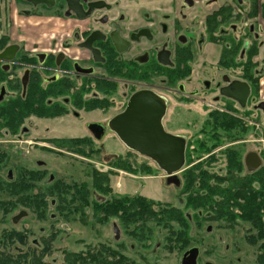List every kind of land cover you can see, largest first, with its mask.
I'll list each match as a JSON object with an SVG mask.
<instances>
[{"label":"flooded vegetation","instance_id":"flooded-vegetation-1","mask_svg":"<svg viewBox=\"0 0 264 264\" xmlns=\"http://www.w3.org/2000/svg\"><path fill=\"white\" fill-rule=\"evenodd\" d=\"M262 21L264 0H0V111L16 113L0 117V142L28 134V120L63 121L55 139L103 155L105 138L121 142L112 123L139 97L184 140L185 163L187 136L165 124H239L262 101ZM37 231L32 248L13 247L20 264L46 263L52 237Z\"/></svg>","mask_w":264,"mask_h":264},{"label":"rangeland","instance_id":"rangeland-1","mask_svg":"<svg viewBox=\"0 0 264 264\" xmlns=\"http://www.w3.org/2000/svg\"><path fill=\"white\" fill-rule=\"evenodd\" d=\"M149 1L157 0H137ZM123 2L131 3V0ZM260 67L264 68L263 60ZM259 104L241 112L244 115L242 131L227 133L216 124L206 123L165 124L167 131L186 135L189 141V156L184 168L177 173L180 185L169 184L168 174L151 158L127 153V145L121 139L120 142L105 138L101 144L106 154L95 155L87 149L89 141L54 138L59 135L63 121H25L30 130L28 134L22 135L18 130L16 135L21 138L12 136L0 142V255L17 256L13 247L21 246L22 239L32 248L31 240L40 237L37 230L46 229L45 235L52 237L46 263L65 264L68 260L82 264L86 259L83 256L105 247L110 249L108 254L112 258L124 256L135 264H181L184 253L192 248L199 250L197 264H256L264 242L255 240L257 229L239 218H235L234 223L216 219L212 210L194 205V193L207 194L201 188L203 183L199 184L197 176L190 173L199 170L197 173L205 174L203 178L215 186L213 175L223 176L221 185L226 187L235 182L231 181L233 176L249 180L246 178L252 176L244 158L250 151L260 154L263 167L264 112ZM68 125L76 127V124ZM67 132L70 136L75 134L71 128ZM120 155L130 164H124ZM38 161L43 165H38ZM96 172L108 178L109 192L97 189ZM50 177L54 178L52 184H48ZM191 180L193 190L186 189L184 184ZM76 186L85 188L88 193L87 207L80 204L82 202L71 201ZM260 186L257 181L250 183L253 189ZM135 195L152 201L153 211L169 206L177 208L185 219L188 236L179 241L183 229L180 223L163 220L157 225L149 224L153 228L150 241L142 244L131 235L133 226L124 227L114 216L106 221L97 219L95 203L111 201L112 196ZM40 199H44V203ZM43 215L45 219L41 218ZM15 217L18 219L13 222Z\"/></svg>","mask_w":264,"mask_h":264},{"label":"trees","instance_id":"trees-1","mask_svg":"<svg viewBox=\"0 0 264 264\" xmlns=\"http://www.w3.org/2000/svg\"><path fill=\"white\" fill-rule=\"evenodd\" d=\"M5 108L6 107L2 109ZM10 111L11 109L9 108L5 109L4 112L1 110L0 117L3 118L10 116L13 118L16 113H11ZM216 125H218L219 128L224 129L227 133H232L235 130L242 131L241 128L244 126V121H241L239 124H235L230 121L226 125L222 123H218ZM4 126L12 130L14 128H18L19 123L14 124L12 122L9 125L5 123ZM120 159L124 164H126V162L130 164L129 161H127L128 159L123 157V155H120ZM129 160L131 161L130 157ZM198 171L194 170L192 172L193 174L190 173V176H197L196 178L200 180L199 184L203 183L201 184L202 190H204L205 194L207 195L198 196V194L194 193L192 196L196 197L192 198V201L194 202L193 204L212 210V213L215 215L216 219H226L229 223H234L236 221H234V219L239 218L249 222L258 231V234L254 236L255 240H264V166L262 167L261 165L259 169L253 172L248 171L249 175L252 176L246 178L249 180H238L239 178L233 176L231 181L235 180V182L227 187L225 185H221V182L224 180L223 176L213 175V182L217 183V185H209L208 181L203 178L205 174L200 175V173H197ZM252 178L253 180H251ZM95 180L96 187L99 191L109 192L107 187V177L96 172ZM252 181H257L258 184L261 185L260 188H251L250 183ZM192 182V180L186 182L184 184L185 188L191 189L193 187ZM71 201L82 202L80 204L87 207L88 193L86 192L85 188L76 186ZM151 204L152 201L143 198L141 195L129 197L112 196L111 201L95 203L93 209L95 213H99L96 216L100 221H106V219L114 216L119 219V222L123 224L124 227L129 229L133 226L134 228L130 230V233L131 235L135 236L139 242H142V244L146 241H150V235L152 232L151 230L153 228L149 227V224L152 223L157 225L163 220L166 222H171L173 220L177 223H180L183 229L182 232L179 233V241H182L188 236L187 232L185 231V228H187L184 223L185 219L181 216L177 208L169 206L160 208L157 212L150 208ZM80 207L81 205L77 206L76 211H78ZM235 211L238 212L237 215L235 214ZM108 250L110 249L102 247L97 249V251H93L92 253L83 256L86 259H84L82 264H135L134 261L130 262V260L124 256H118L117 259L112 258V256L108 254ZM17 258L19 259V255L18 257L8 255L3 257V255H0V264H20L17 261ZM20 260L21 258L19 261ZM65 264L72 263L71 261L66 260ZM256 264H264V242L261 244L260 253L258 254Z\"/></svg>","mask_w":264,"mask_h":264},{"label":"water","instance_id":"water-1","mask_svg":"<svg viewBox=\"0 0 264 264\" xmlns=\"http://www.w3.org/2000/svg\"><path fill=\"white\" fill-rule=\"evenodd\" d=\"M240 86L247 98L250 92L249 86L243 82ZM259 108L264 112V101L259 104ZM152 110L151 104L144 98L135 97L130 101L127 109L112 123V128L128 147L155 161L168 174L169 184L180 185L177 173L184 166V140L166 132L160 117H155L159 114H153ZM244 161L249 172L259 169L263 162L257 152L247 153ZM21 215H24V212ZM17 219L18 217H15L13 222ZM115 233L119 237L116 228ZM198 255L197 248L188 250L184 253L181 264H197Z\"/></svg>","mask_w":264,"mask_h":264},{"label":"crops","instance_id":"crops-1","mask_svg":"<svg viewBox=\"0 0 264 264\" xmlns=\"http://www.w3.org/2000/svg\"><path fill=\"white\" fill-rule=\"evenodd\" d=\"M261 30L264 31V21L261 22ZM259 94H260V100H264V74L261 76Z\"/></svg>","mask_w":264,"mask_h":264}]
</instances>
